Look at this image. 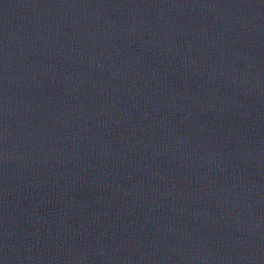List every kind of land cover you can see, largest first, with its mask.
Returning <instances> with one entry per match:
<instances>
[{
  "label": "water",
  "instance_id": "obj_1",
  "mask_svg": "<svg viewBox=\"0 0 264 264\" xmlns=\"http://www.w3.org/2000/svg\"><path fill=\"white\" fill-rule=\"evenodd\" d=\"M131 127L234 264H264V0H0Z\"/></svg>",
  "mask_w": 264,
  "mask_h": 264
}]
</instances>
